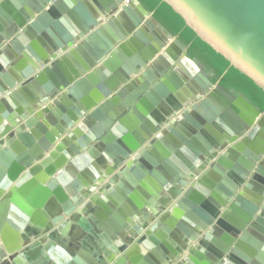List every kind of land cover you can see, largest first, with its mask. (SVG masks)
<instances>
[{"label":"water","instance_id":"95a60500","mask_svg":"<svg viewBox=\"0 0 264 264\" xmlns=\"http://www.w3.org/2000/svg\"><path fill=\"white\" fill-rule=\"evenodd\" d=\"M164 1L264 90V0ZM4 213L0 264H264V110L139 0H0Z\"/></svg>","mask_w":264,"mask_h":264},{"label":"trees","instance_id":"16d2710c","mask_svg":"<svg viewBox=\"0 0 264 264\" xmlns=\"http://www.w3.org/2000/svg\"><path fill=\"white\" fill-rule=\"evenodd\" d=\"M153 16L185 45L187 54L198 60L213 82L244 94L260 111L264 110V90L248 75L230 65L227 58L201 39L183 17L164 0H139Z\"/></svg>","mask_w":264,"mask_h":264},{"label":"crops","instance_id":"0c3cea01","mask_svg":"<svg viewBox=\"0 0 264 264\" xmlns=\"http://www.w3.org/2000/svg\"><path fill=\"white\" fill-rule=\"evenodd\" d=\"M81 2V1H80ZM85 8H86V6H84ZM116 13V12H115ZM115 13H113L112 15H115ZM111 16V15H110ZM109 16V17H110ZM203 99V98H202ZM199 101H201V100H199ZM5 169H7V167H5ZM44 185H47V184H44ZM17 205V204H16ZM77 209H78V207H77ZM22 210V211H21ZM5 212H9V213H11V214H13L14 216H15V218L16 219H21V220H23V221H25L26 222V218L25 217H23V216H25L26 215V212H29V211H27L26 209H24L23 207H21V206H19V205H17V206H10V205H8V207L6 208V210H5ZM5 214V213H4ZM25 214V215H24ZM23 215V216H22ZM3 216H6V218H5V220H3L1 223H0V228L1 229H5L6 228V226L7 227H9V228H12L13 227V225H15L16 224V222H14V220H12L11 219V221L10 222H7V217H8V213L7 214H5V215H3ZM53 227H57V225H54ZM9 234H11L10 232H9ZM30 244V242H28V243H25L24 244V247H27V245H29ZM21 246H22V243L20 244ZM186 252V251H185ZM34 255V256H33ZM32 256V258H29L30 259V261H28V260H24V262H23V264H38V255H35V254H33Z\"/></svg>","mask_w":264,"mask_h":264},{"label":"flooded vegetation","instance_id":"af4514ba","mask_svg":"<svg viewBox=\"0 0 264 264\" xmlns=\"http://www.w3.org/2000/svg\"><path fill=\"white\" fill-rule=\"evenodd\" d=\"M237 92V91H236Z\"/></svg>","mask_w":264,"mask_h":264}]
</instances>
